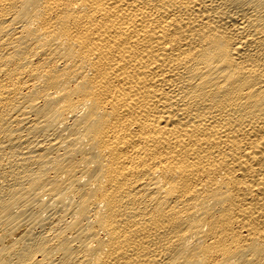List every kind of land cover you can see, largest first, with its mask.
Wrapping results in <instances>:
<instances>
[{
    "label": "bare ground",
    "instance_id": "obj_1",
    "mask_svg": "<svg viewBox=\"0 0 264 264\" xmlns=\"http://www.w3.org/2000/svg\"><path fill=\"white\" fill-rule=\"evenodd\" d=\"M0 264H264V0H0Z\"/></svg>",
    "mask_w": 264,
    "mask_h": 264
}]
</instances>
